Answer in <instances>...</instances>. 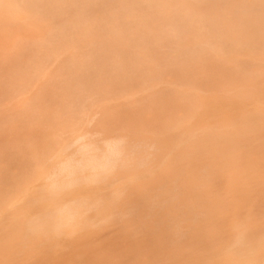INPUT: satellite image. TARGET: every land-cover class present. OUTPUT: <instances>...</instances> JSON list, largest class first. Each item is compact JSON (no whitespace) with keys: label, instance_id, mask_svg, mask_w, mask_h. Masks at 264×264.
<instances>
[{"label":"bare ground","instance_id":"6f19581e","mask_svg":"<svg viewBox=\"0 0 264 264\" xmlns=\"http://www.w3.org/2000/svg\"><path fill=\"white\" fill-rule=\"evenodd\" d=\"M46 1L0 69V264H264V0Z\"/></svg>","mask_w":264,"mask_h":264},{"label":"rangeland","instance_id":"374dc122","mask_svg":"<svg viewBox=\"0 0 264 264\" xmlns=\"http://www.w3.org/2000/svg\"><path fill=\"white\" fill-rule=\"evenodd\" d=\"M27 1L28 2H18L17 0H0V65H4L2 68L0 66L1 70L6 67V65L12 66L14 63H17V66H19L21 61L19 60L20 62L18 63L16 60L20 59L18 57L21 56L22 51L19 50H23V48L25 49L24 43L27 40H33L34 36H41L47 32L46 27L49 26L48 23L50 21L46 20L45 18H49V16H44L43 13L41 14L36 12L38 9L36 6L43 8L48 7L47 1ZM48 15L53 17L51 14ZM58 16L62 18L65 17L64 14ZM127 16L133 18L140 15L134 12L128 14ZM12 61H14L13 64ZM1 70L0 72L3 74L5 73L6 76L7 71ZM2 73H0V75H3ZM5 76L3 75L2 78H4L0 80L7 79Z\"/></svg>","mask_w":264,"mask_h":264}]
</instances>
